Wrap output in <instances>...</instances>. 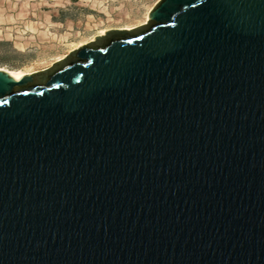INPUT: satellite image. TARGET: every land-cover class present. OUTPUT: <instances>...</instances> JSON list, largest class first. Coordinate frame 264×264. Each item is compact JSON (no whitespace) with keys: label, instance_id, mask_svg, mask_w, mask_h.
Segmentation results:
<instances>
[{"label":"water","instance_id":"water-1","mask_svg":"<svg viewBox=\"0 0 264 264\" xmlns=\"http://www.w3.org/2000/svg\"><path fill=\"white\" fill-rule=\"evenodd\" d=\"M0 264H264V0L0 70Z\"/></svg>","mask_w":264,"mask_h":264},{"label":"rangeland","instance_id":"rangeland-1","mask_svg":"<svg viewBox=\"0 0 264 264\" xmlns=\"http://www.w3.org/2000/svg\"><path fill=\"white\" fill-rule=\"evenodd\" d=\"M160 0H0V68L33 72L103 31L144 23Z\"/></svg>","mask_w":264,"mask_h":264},{"label":"bare ground","instance_id":"bare-ground-1","mask_svg":"<svg viewBox=\"0 0 264 264\" xmlns=\"http://www.w3.org/2000/svg\"><path fill=\"white\" fill-rule=\"evenodd\" d=\"M147 22H148V15H147V17H146L144 23L140 24L139 26L144 25V24H147ZM136 27H138V26H130V27H128V28H124V29H133V28H136ZM102 35H105V31L101 32L98 36H102ZM94 38H95V37H94ZM94 38H93L92 40H94ZM92 40H91V41H92ZM88 43H89V42H88ZM81 45H82V44L76 46L73 50L80 48ZM73 50H72V51H73ZM66 56H67V54L58 57L57 60H56L55 62L64 59ZM55 62H54V63H55ZM0 70H4V71L9 72L12 76H14V77L17 78V79L20 78L21 76L26 75V74H30V73L36 72V71H33V72H22V71H19V72H18V71H11V70L6 69V68H0Z\"/></svg>","mask_w":264,"mask_h":264}]
</instances>
